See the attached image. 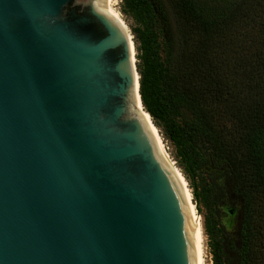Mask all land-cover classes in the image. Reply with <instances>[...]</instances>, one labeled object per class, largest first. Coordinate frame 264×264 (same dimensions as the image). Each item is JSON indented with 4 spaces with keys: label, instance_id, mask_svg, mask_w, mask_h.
I'll return each instance as SVG.
<instances>
[{
    "label": "water",
    "instance_id": "obj_1",
    "mask_svg": "<svg viewBox=\"0 0 264 264\" xmlns=\"http://www.w3.org/2000/svg\"><path fill=\"white\" fill-rule=\"evenodd\" d=\"M105 1L0 0V264H199Z\"/></svg>",
    "mask_w": 264,
    "mask_h": 264
},
{
    "label": "trees",
    "instance_id": "obj_2",
    "mask_svg": "<svg viewBox=\"0 0 264 264\" xmlns=\"http://www.w3.org/2000/svg\"><path fill=\"white\" fill-rule=\"evenodd\" d=\"M133 20L143 105L196 176L224 169L240 199L221 223L212 192L204 229L213 264H264V0H122Z\"/></svg>",
    "mask_w": 264,
    "mask_h": 264
},
{
    "label": "rangeland",
    "instance_id": "obj_3",
    "mask_svg": "<svg viewBox=\"0 0 264 264\" xmlns=\"http://www.w3.org/2000/svg\"><path fill=\"white\" fill-rule=\"evenodd\" d=\"M121 1L117 0V3L113 5L114 9L117 11L118 16L123 21V23L127 26L128 31L131 35V39L134 42V57L136 65L138 63L137 59V48L135 43L134 34L132 32L131 26L133 25V20L129 17L125 16L121 12ZM168 151L170 158L175 163L176 167L184 174V177L187 179L189 188L192 193V201L196 206L197 211L204 215L203 220L201 221L202 225V251L204 254L205 264H213L212 254L210 252L209 247V239L207 234L205 233L204 223H205V215L207 214V205L204 199V196L207 195V190L210 189L212 192L214 202L217 208V212L219 214L222 225L227 231H233V229L237 226L238 218L240 215V199L236 195H233L228 187L227 174L224 169H216L213 168L211 164H206L203 166L202 171L199 172L196 176L195 182L197 185V191L199 193V206L197 207V202L194 196V189L191 185L190 179L187 178V174L183 166L180 164V160L177 156L176 149L174 145L169 141L162 130L157 126Z\"/></svg>",
    "mask_w": 264,
    "mask_h": 264
},
{
    "label": "bare ground",
    "instance_id": "obj_4",
    "mask_svg": "<svg viewBox=\"0 0 264 264\" xmlns=\"http://www.w3.org/2000/svg\"><path fill=\"white\" fill-rule=\"evenodd\" d=\"M117 3V0H106L105 2H102L103 7L107 10V12L111 13L114 17L118 18L122 24L124 25L128 38L130 40V43L132 41L131 39V35L128 31L127 26L123 23V21L120 19V17L118 16L117 11L114 9L113 5ZM132 50L133 53L135 52V50L133 49L132 46ZM140 109L142 111V113L144 114L146 120L148 121V123L150 124V126L152 127V129L154 130V132L156 133L162 150L164 152V154L166 155L167 159L170 161V163L173 165V167L175 168V170L177 171V173L179 174V176L188 184L187 179L184 177V174L181 173V171L176 167L175 163L173 162V160L170 158L168 151L166 149V146L164 144V141L162 139V136L160 134L159 129L157 128V126L154 124V121L152 119V117L150 116V114L146 111L145 107H143L140 99L138 100ZM184 191L186 192L187 195V200H188V204L191 205L193 208L196 209V206L194 205L193 201H192V193L191 190L189 188V184L188 186L184 189ZM197 210V209H196ZM194 225H195V233H196V241H197V250H198V258H199V264H205V259H204V254L202 251V225H201V221H194Z\"/></svg>",
    "mask_w": 264,
    "mask_h": 264
}]
</instances>
